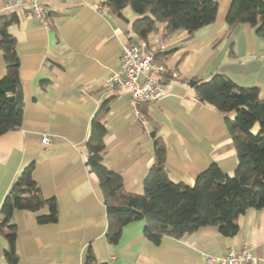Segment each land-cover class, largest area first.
I'll use <instances>...</instances> for the list:
<instances>
[{
	"label": "crops",
	"instance_id": "obj_1",
	"mask_svg": "<svg viewBox=\"0 0 264 264\" xmlns=\"http://www.w3.org/2000/svg\"><path fill=\"white\" fill-rule=\"evenodd\" d=\"M105 1L42 0L50 15L44 25L28 5L7 11V0H0V16L15 13L18 18L8 30L17 40L24 98L21 127L0 135V207L22 169L35 162L34 179L59 209L58 220L48 224L38 222L37 212H15L17 264H86L89 249L94 264H207L205 255H222L245 242L253 245L258 264H264V208L241 215L234 236L204 226L181 238L165 236L156 245L145 237L142 219L123 228L118 244L108 241L103 193L86 164L91 120L102 103L109 100L110 105L104 162L121 173L128 192H144L155 158L154 123L167 144L165 165L173 181L192 185L214 162L231 175L238 159L226 115L201 102L188 80L220 73L240 86L258 87L264 98V37L249 23L227 35L232 0H217L213 23L168 38L161 23L145 40L131 31L137 17L131 7L122 16L104 13L98 5ZM127 40H144L166 66L152 75L163 81L167 94L142 104L145 114L139 116L129 91L109 85L123 67L121 46ZM4 74L0 50V78ZM44 136L50 144L43 143ZM6 247L0 234V264H9Z\"/></svg>",
	"mask_w": 264,
	"mask_h": 264
},
{
	"label": "trees",
	"instance_id": "obj_2",
	"mask_svg": "<svg viewBox=\"0 0 264 264\" xmlns=\"http://www.w3.org/2000/svg\"><path fill=\"white\" fill-rule=\"evenodd\" d=\"M103 5L119 16L131 7L137 13L131 31L145 40L161 23L165 25V38L180 30L193 34L213 23L219 8L217 0H106ZM17 20L15 13L0 16V50L5 62V74L0 78V135L19 129L23 122L21 62L17 40L8 30ZM226 22L227 35L238 24L249 23L264 37V0H232ZM155 56L159 62L158 54ZM188 83L201 102L226 115L238 165L230 175L214 162L192 185L173 181L165 165L167 144L159 133L160 125L154 123L151 135L155 158L143 182L144 192L130 193L121 173L104 162L105 116L110 108L106 100L91 120L86 164L103 193L108 220L106 237L111 244L119 243L127 224L142 219L146 221L145 237L156 245L165 236L181 238L204 226H216L223 235L234 236L239 231L241 215L249 209L264 208V98L260 89L240 86L220 73L207 80L191 78ZM146 103L149 102L139 105L140 113L145 114L141 105ZM34 168L35 162H30L22 169L0 207V234L7 242L4 256L9 264L19 262L18 230L13 222L17 210L37 212L41 224L55 223L59 217L56 199L43 195L34 179ZM43 209L48 212L41 213ZM95 262L89 249L86 264Z\"/></svg>",
	"mask_w": 264,
	"mask_h": 264
},
{
	"label": "built area",
	"instance_id": "obj_3",
	"mask_svg": "<svg viewBox=\"0 0 264 264\" xmlns=\"http://www.w3.org/2000/svg\"><path fill=\"white\" fill-rule=\"evenodd\" d=\"M28 5L31 13L44 25L49 24V11L42 0H7V11ZM101 12L107 13L105 5H98ZM161 48H165L164 45ZM122 69L113 73L109 78L111 87H119L129 91L131 105L135 114L140 115L139 105L142 102H152L165 96L168 92L163 81L152 73H162L166 70L164 63L158 62L155 53L144 40L125 41L121 46ZM51 138L43 137L45 145L50 144ZM207 264H258V258L253 253V245L245 242L239 248H231L225 254L205 255Z\"/></svg>",
	"mask_w": 264,
	"mask_h": 264
}]
</instances>
